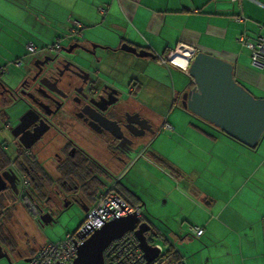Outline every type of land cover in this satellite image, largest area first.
Returning <instances> with one entry per match:
<instances>
[{
	"label": "crops",
	"instance_id": "crops-1",
	"mask_svg": "<svg viewBox=\"0 0 264 264\" xmlns=\"http://www.w3.org/2000/svg\"><path fill=\"white\" fill-rule=\"evenodd\" d=\"M70 11L76 13L67 19L80 23L82 37L83 28L113 34L103 42H85L144 48L170 75V87L152 74L135 75L132 103L141 105L145 96L152 108L159 107L152 110L157 132L127 169L115 171L117 189L140 207L155 233L164 235L163 250L175 252L180 264H264V136L254 149L247 148L203 119L180 108L173 111L174 94L189 89L192 81L181 69L158 62L179 44L189 45L231 62L234 78L254 96L264 97V64L253 65L249 50L237 41L242 33L251 41L264 34V0H0V40L15 49L0 55L1 78L21 75L23 59L31 56L26 44L41 52L37 36L57 35L58 23ZM15 60L21 64H12ZM178 73L188 78L185 85L177 81ZM165 90L168 96L162 99ZM164 122L172 129L165 130ZM158 139L166 149L153 147ZM190 225L203 233L189 234Z\"/></svg>",
	"mask_w": 264,
	"mask_h": 264
},
{
	"label": "flooded vegetation",
	"instance_id": "flooded-vegetation-1",
	"mask_svg": "<svg viewBox=\"0 0 264 264\" xmlns=\"http://www.w3.org/2000/svg\"><path fill=\"white\" fill-rule=\"evenodd\" d=\"M72 43L84 50L29 53L36 56L15 86L0 76V107L23 105L14 126L8 124L11 144H0V206L15 200L24 216L41 226L71 203L88 208L94 183L119 178L115 171L127 169L157 132L151 111L132 103V84L135 75L146 77L143 69L112 53L97 54L103 49L92 43L107 47L99 42L71 38L64 48ZM121 76L127 77L124 88ZM180 99L181 92L173 105ZM24 195L35 208L34 218L22 203ZM0 217L1 225L4 214ZM32 243L35 249L38 243ZM7 250L13 252L0 241V253Z\"/></svg>",
	"mask_w": 264,
	"mask_h": 264
},
{
	"label": "water",
	"instance_id": "water-1",
	"mask_svg": "<svg viewBox=\"0 0 264 264\" xmlns=\"http://www.w3.org/2000/svg\"><path fill=\"white\" fill-rule=\"evenodd\" d=\"M91 46L103 50L111 49L109 46L93 43ZM72 48L84 50L79 43H72L69 48L61 49L70 51ZM116 49L136 57H156L152 52L126 42L120 43L115 49L112 48ZM187 73L192 86L181 91V107L240 143L248 147L257 146L264 136V97L254 96L236 81L232 63L197 51L189 62ZM86 210L87 207L83 208L84 212ZM129 230L133 231L139 242L145 264H150L158 257L156 247L148 243L145 236V233L153 230V226L148 221L139 219L135 213L113 218L93 231L78 245L72 264H102L103 248L109 241ZM3 257L7 258V254L1 252L0 258ZM24 260L28 261V258Z\"/></svg>",
	"mask_w": 264,
	"mask_h": 264
},
{
	"label": "built area",
	"instance_id": "built-area-1",
	"mask_svg": "<svg viewBox=\"0 0 264 264\" xmlns=\"http://www.w3.org/2000/svg\"><path fill=\"white\" fill-rule=\"evenodd\" d=\"M232 3H238L240 0H230ZM101 11L103 9H100ZM237 21H243L242 16L236 17ZM81 25L78 21L73 20L72 26L69 29L67 38L81 37ZM237 41L242 46L249 50V56L253 65L264 64V34L258 35L255 40L251 41L244 33L237 37ZM26 50L28 53H34L36 48L32 43L26 44ZM59 48L58 43L42 48L45 52L48 50L55 51ZM180 50H186L187 56L182 65L176 63V55ZM197 52L195 48L189 45L179 44V47L168 53L166 56L158 57L160 64L173 65L185 73H187V67L193 55ZM12 64L19 66L21 60L12 61ZM5 69L1 67V72ZM178 108L183 109L180 105ZM8 126V123L5 125ZM162 127L165 130H171L172 127L169 123L164 122ZM141 154V153H140ZM118 178L104 184L95 195V199L92 204L87 208L85 215L79 225L72 232L66 233V235L56 241H46L39 244L35 252L28 256V264H72L76 254L77 247L84 239H86L93 231L101 227L105 222L117 218L126 216L128 214L135 213L136 216L142 220V214L138 205L130 203L124 198L116 187ZM22 203L26 211L34 218L36 211L33 204L28 200V197L24 195ZM188 233L195 236H200L203 233V229L198 226H188ZM156 242H150V244L156 247L158 256L162 253V242L165 237L162 233H155ZM102 264H145L146 260L143 255V251L139 246V242L134 235L133 231H126L121 236L112 239L103 248ZM150 264H159L157 258Z\"/></svg>",
	"mask_w": 264,
	"mask_h": 264
},
{
	"label": "rangeland",
	"instance_id": "rangeland-1",
	"mask_svg": "<svg viewBox=\"0 0 264 264\" xmlns=\"http://www.w3.org/2000/svg\"><path fill=\"white\" fill-rule=\"evenodd\" d=\"M75 13H76L75 11L64 13V16L62 17L65 20L61 18L62 22L58 23V27L56 28L57 35H53V34L46 35L42 33L40 36H37L36 38L37 41H40L38 44L41 45L42 48H45L46 46L52 45L53 43H58L59 48L55 51H60L62 47H66L69 44V39L67 38V35H65V31L67 30V26H68L67 21L71 22L69 19H67V17L69 16V14L70 16L71 15L74 16ZM60 14L61 13H59V15ZM26 28L28 30H31L28 27ZM1 29L2 28L0 27V30ZM52 32L54 31L52 30ZM82 32L85 34L82 38L74 37L80 42L84 41L85 39L86 40L93 39L95 41L103 42L105 38L110 39V37L113 36V34L110 31H107L103 28L95 29V32H93L92 34L90 33L91 32L90 29L83 28ZM15 39L18 41L19 36H16ZM14 51L15 49L13 45L0 40V55H10V53ZM45 52H52V51L47 49V51ZM75 53H77V51ZM97 54H101L100 50H97ZM116 55L119 58H124L127 62H131L135 64L137 67L142 68L144 73L148 75L152 74L153 76L163 80L170 87V75L163 68V66L157 65L154 60H151L149 58H141V57L137 58L131 55H121V52H119ZM32 59H33V55L23 59L22 66L19 68L20 69L19 72L21 75H24L28 72V70L30 69V63ZM130 73L132 75L135 74L134 72H130ZM21 75H18L17 73H15V75L14 74L10 75L6 73L2 75V80L9 84H13L15 86L17 82L20 80ZM175 76L178 77L177 81L179 83L182 84L184 83L183 85H185L188 82V78L185 77L183 74L181 75L178 73ZM120 79H121V83L119 84L124 88V86L126 85L125 83L127 81V77L125 76L122 80V76H121L119 77V80ZM176 95L177 94H174V97ZM167 96H168V91L165 90L163 93H161L162 99H164V97L166 98ZM143 98L144 99L141 105L138 104L137 106H141L143 107L144 110L147 109V111L149 112L151 111V113L152 110H158L159 107L156 109L154 107L152 108L151 105H149L150 102L146 103V97L143 96ZM163 107H164V103H161L160 109H162ZM22 108L23 105L20 101H15L10 104L6 103V105L0 107V144L4 146L11 144L12 135L10 133L9 127L14 126L17 116L22 110ZM177 108L178 107H176V105L172 107L173 111H178L176 110ZM164 110L165 113L167 114L169 109L165 108ZM7 123L9 124V127L5 126ZM163 132L165 131L164 130L162 132L160 131L158 136L161 137ZM154 146L158 147L159 149H166V145L162 143L161 139H158L157 142L153 143V147ZM137 153L138 152H136L133 155V157H135ZM0 213L4 214V217L2 218L3 220L1 224L2 226L0 225V241L3 244H7L13 250V252L7 250L6 252L7 258L5 257L0 258V264H28V262H26L23 257H19L14 252L15 249L19 250L23 256H29L33 250V248H31L33 246L32 240L33 242H36L38 244H42L46 241H56L64 237L66 233L75 230L85 215V212L82 210L80 206L71 203L67 208L59 211L50 223H48L45 226H41L38 225L37 222L33 221L30 217H25L24 216V214L26 213L25 210L20 205H17L15 200L5 201L4 204L0 206ZM156 241L157 240L153 236L151 238V242L153 243Z\"/></svg>",
	"mask_w": 264,
	"mask_h": 264
},
{
	"label": "trees",
	"instance_id": "trees-1",
	"mask_svg": "<svg viewBox=\"0 0 264 264\" xmlns=\"http://www.w3.org/2000/svg\"><path fill=\"white\" fill-rule=\"evenodd\" d=\"M238 81V80H236ZM239 82V81H238ZM243 87H245L241 82H239ZM246 88V87H245ZM247 89V88H246ZM222 132V131H221ZM223 133V132H222ZM224 135H226L227 137L231 138L232 140H234L235 142L247 147V148H251V149H254L255 147H248L242 143H240L239 141L233 139L232 137H230L229 135L223 133ZM104 185V184H103ZM102 184H99V183H94L93 185V198L91 200V203L94 201L95 199V195H96V192L103 186ZM120 192V190H118ZM121 193V192H120ZM121 195L123 196V194L121 193ZM124 198H126L125 196H123ZM130 202V201H129ZM132 203V202H130ZM132 204H135V203H132ZM137 205V204H135ZM155 235V232L153 230H150L148 233H145V236H146V240L148 243L151 242V238ZM36 249V248H35ZM35 249L32 250V252L30 253V255H32L34 252H35ZM157 260L159 262V264H172V263H177V264H180V261L178 262V258H176L175 256V252H171V250H165L163 251L162 253L159 254V256L157 257Z\"/></svg>",
	"mask_w": 264,
	"mask_h": 264
},
{
	"label": "bare ground",
	"instance_id": "bare-ground-1",
	"mask_svg": "<svg viewBox=\"0 0 264 264\" xmlns=\"http://www.w3.org/2000/svg\"><path fill=\"white\" fill-rule=\"evenodd\" d=\"M187 52L186 50H180L178 52V54L176 55L177 59H176V63H180L182 65V61H184L186 59L187 56Z\"/></svg>",
	"mask_w": 264,
	"mask_h": 264
}]
</instances>
